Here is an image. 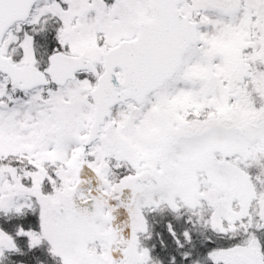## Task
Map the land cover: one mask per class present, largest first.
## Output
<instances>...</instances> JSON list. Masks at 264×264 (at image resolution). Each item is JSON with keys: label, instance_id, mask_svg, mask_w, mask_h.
<instances>
[{"label": "snow or ice", "instance_id": "6c2138e0", "mask_svg": "<svg viewBox=\"0 0 264 264\" xmlns=\"http://www.w3.org/2000/svg\"><path fill=\"white\" fill-rule=\"evenodd\" d=\"M0 264H264V0H0Z\"/></svg>", "mask_w": 264, "mask_h": 264}]
</instances>
